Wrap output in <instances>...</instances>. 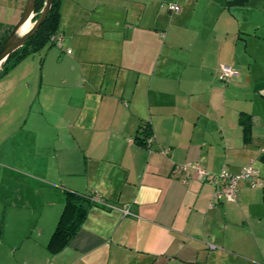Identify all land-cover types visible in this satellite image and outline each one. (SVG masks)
I'll list each match as a JSON object with an SVG mask.
<instances>
[{
    "label": "crops",
    "instance_id": "1",
    "mask_svg": "<svg viewBox=\"0 0 264 264\" xmlns=\"http://www.w3.org/2000/svg\"><path fill=\"white\" fill-rule=\"evenodd\" d=\"M56 34L0 77V264H264V189L212 204L176 171L264 178V0H61ZM66 192L113 208L51 251Z\"/></svg>",
    "mask_w": 264,
    "mask_h": 264
},
{
    "label": "trees",
    "instance_id": "2",
    "mask_svg": "<svg viewBox=\"0 0 264 264\" xmlns=\"http://www.w3.org/2000/svg\"><path fill=\"white\" fill-rule=\"evenodd\" d=\"M44 1L45 0H36L32 21L39 17ZM60 4L61 0L52 1V5L45 20L36 32L25 41L23 46L8 56L2 69L0 70V77L6 74L24 58L39 52L46 46L52 45L49 38L56 33L58 28ZM11 28L5 29V34L0 35V49ZM0 29H2L1 25ZM258 87L264 88V82L260 83ZM239 123L242 125L244 139L248 140L250 137V118L248 116L241 115L239 117ZM149 136H151L150 129L147 125H145L140 134L136 137V141L137 143L145 146L147 145L145 138ZM93 205L96 204L90 199V195L80 196L66 192L64 208L48 244V248L51 251L61 249L70 241L80 224L83 222L88 209Z\"/></svg>",
    "mask_w": 264,
    "mask_h": 264
},
{
    "label": "built area",
    "instance_id": "3",
    "mask_svg": "<svg viewBox=\"0 0 264 264\" xmlns=\"http://www.w3.org/2000/svg\"><path fill=\"white\" fill-rule=\"evenodd\" d=\"M166 6L172 11H178L179 9L176 4H167ZM49 41L52 44H60L62 37L55 33L49 38ZM65 52L69 54L71 51L66 49ZM236 75V70L230 66L221 65L218 67L219 79L224 82H227ZM151 138V136L145 138L146 144L151 143ZM259 152L260 154H264V147H261ZM176 171L179 175V180L184 184H187L191 180H197L212 186V204L221 202H236L238 198V184L240 181H247L252 187L264 189V178H260L258 171L250 164L241 167L237 173L229 172L224 168L217 173H213L206 170L199 163L188 162L178 166ZM90 199L95 204H100L107 208H113L112 205H105L102 200L96 196V194H91ZM121 211L123 215H132L127 207L122 208ZM47 264L54 263L49 262Z\"/></svg>",
    "mask_w": 264,
    "mask_h": 264
},
{
    "label": "water",
    "instance_id": "4",
    "mask_svg": "<svg viewBox=\"0 0 264 264\" xmlns=\"http://www.w3.org/2000/svg\"><path fill=\"white\" fill-rule=\"evenodd\" d=\"M53 0H45L42 10L39 14V17L33 21L31 26H28L27 29L22 32V27L28 22H31L33 18L34 6L36 0H26L24 9L20 16V19L16 22L15 25L10 29L1 49H0V70L2 69L5 61L8 56L13 53L15 50L23 46L25 41L30 38L39 26L45 20Z\"/></svg>",
    "mask_w": 264,
    "mask_h": 264
},
{
    "label": "rangeland",
    "instance_id": "5",
    "mask_svg": "<svg viewBox=\"0 0 264 264\" xmlns=\"http://www.w3.org/2000/svg\"><path fill=\"white\" fill-rule=\"evenodd\" d=\"M10 15H11V11L9 10L8 1L7 0L6 1L5 0H0V25L5 27V29L13 27V25L16 24V23L12 24V23L8 22L9 19H10ZM11 24H12V26H11ZM32 24H33V21L31 20V22H29V26H31ZM1 159L2 158H0V160ZM1 161H3V159ZM4 183H5V179L1 176V178H0V186H3Z\"/></svg>",
    "mask_w": 264,
    "mask_h": 264
},
{
    "label": "bare ground",
    "instance_id": "6",
    "mask_svg": "<svg viewBox=\"0 0 264 264\" xmlns=\"http://www.w3.org/2000/svg\"><path fill=\"white\" fill-rule=\"evenodd\" d=\"M23 27H24V26H23ZM23 27H22V28H23Z\"/></svg>",
    "mask_w": 264,
    "mask_h": 264
}]
</instances>
